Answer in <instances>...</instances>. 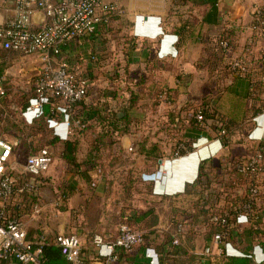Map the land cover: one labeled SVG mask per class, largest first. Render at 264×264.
I'll return each mask as SVG.
<instances>
[{
  "label": "crops",
  "instance_id": "obj_1",
  "mask_svg": "<svg viewBox=\"0 0 264 264\" xmlns=\"http://www.w3.org/2000/svg\"><path fill=\"white\" fill-rule=\"evenodd\" d=\"M114 1L117 2L125 12L122 18H124V21L126 22L121 21V23H119L120 19L111 20L112 23L114 22L115 24H120L121 34L129 36L127 41H129L130 44L129 47L126 48V55L124 56L126 60L125 67H129L131 69L132 65L136 64V66H138L139 64H142L145 71L150 67L157 66L158 64L159 70L162 71V67L165 63L163 61L166 58L165 56H168V58L170 56H174L170 58L172 59L170 62L175 63L176 68L178 69L180 61L185 63L188 58H191V60L194 61L198 60L202 56H205V51L207 49L202 48V44L198 41V36L200 31H203L204 27L206 28L208 25H201L200 20L198 23L193 25L191 21L187 19L189 16H184L183 11H180V8L187 7L188 10L191 11L192 7L180 6L172 9V0ZM251 4H257L264 7V0H219L218 9L221 22L224 21L223 19L232 21L241 20L242 22L250 20L251 15L249 16L245 10L246 6ZM12 14L13 10L10 3H8V5H6V3H0V23H3L11 18ZM164 17L165 19H171L170 22L168 21V24H166L167 22L165 23V26L161 23ZM33 21L36 24L41 22L40 13H36L33 16ZM249 26L252 28V24ZM102 32H99V36L98 33H95L88 37L72 40L76 42V48L73 52L69 51L67 57H71V54L74 58L76 55V57H79L78 55H80V59L82 60L81 63L83 62L82 67L84 66L82 69L83 72L78 71L74 66L73 67L77 74L81 77H86L84 68L86 65L90 66L92 53L97 54L96 59H100V64L101 59H103L106 55L105 52L107 48L103 45L105 34ZM156 38L157 41L153 42L152 40ZM239 38L237 40L238 46L233 48V50H229V55H245L249 66L256 67L258 65V60L262 55H264V37L258 40L254 37L252 45H242L239 42ZM100 41H102V44ZM68 44H66L63 49L66 48ZM119 48H121V46L117 45V60L122 62L125 60L119 59ZM0 51L5 53H15L2 49H0ZM182 51L190 54L188 58L183 56ZM25 56H27L28 59H32V65L26 66L38 72L40 67L39 58L36 55ZM0 61H2L1 58ZM195 65L193 63L187 65L182 64V68H184L183 71L190 72L188 73L190 76L191 73H193L192 78H194L195 75L200 74L197 67H201V65H196L197 67ZM6 69L4 74L10 78L11 73H9ZM256 78L260 81H264V76L259 74ZM11 81H13V79H11ZM194 83V81L188 80V82L184 84L185 89L183 91V82L178 81V85L175 88H178V91L181 93L180 95L184 96V98H186V95L189 93L192 97L198 93L196 96L200 98L201 96L209 93L211 90L207 87L209 85L208 81L206 83H201L199 88L196 90L197 93H195L193 89H191ZM221 84L222 94L216 104L217 110L224 115L226 119L235 121L241 127L246 122H251V124L254 123L255 125L249 127L250 130H247V132L245 130L246 137H248L251 133L252 136L259 137V143L263 141L264 112L252 117V100L250 99L249 80L245 78V76H241L236 72H228L222 79ZM187 90L189 93H187ZM262 96L264 97V94H261V97ZM25 115H30V113H26ZM55 119L60 121L62 120V117L56 116ZM208 123L209 124L204 126V129L202 130H195L191 128L185 129V135L192 137L195 140L192 143L191 150L183 156L176 155V157L175 154L171 155L172 149L175 146L174 144L170 151L171 153L169 157L171 158L162 160L163 154L161 153L160 148L161 157L157 160V163H155L151 159H146L143 155L138 154L137 149L139 142L130 143L128 137L121 136L118 139L119 141L111 146L110 150V153H116L121 148V153L123 154L121 159L117 157L116 159H113V156H110L109 163L112 162L111 166L107 165L106 167L98 170L90 169L86 172L75 174L76 176L74 177H70V183H68V185L73 187V192L66 199L74 196L75 194H80V191L82 190L83 192L89 194L94 193L97 198L101 199L100 212L93 225L87 227L82 226L81 230L76 234V236L80 239L83 252L90 260V264H175V261L180 262L181 259H187L190 255L207 256L212 260L221 255V253H219L222 251L221 249L214 250L213 239H209L210 237L198 239L197 235L200 231L196 234L193 233V239H186L185 231L187 225H184L181 230L182 232L180 233V237L182 239H178V245H174L169 241V239L167 241L166 239H163L164 233L175 232V229H173V231H170L169 229L171 228L170 218L174 212L172 208L188 207V201L192 200V197L187 195L184 191L186 185L192 184L196 179L199 162L207 158L212 159V161H216L219 158L217 159L215 156L220 153L222 149L228 150V155L230 154V148L238 145L232 142L228 146H224L221 140L214 137L213 133H211L209 129L211 123L210 121H208ZM57 125L59 133L62 135L66 134L65 136L67 138L68 133L65 125L63 123H58ZM245 132H243V138H245ZM238 133V130H234L233 135H231L230 138H234V135ZM148 143H150L149 140ZM132 155H137V157L131 160L130 158ZM12 158L13 155L11 157V163ZM129 163L132 166L128 165ZM127 168H130V170ZM157 168L164 176L160 177L157 181L151 182L143 181L140 173H134L131 171V169H139L142 170V172L149 173ZM126 169L128 170L127 172L122 171ZM92 172H94V174H92ZM79 179L83 181V184L90 185L88 190L85 191V189L81 187L82 184L77 182ZM63 188L64 187L61 188L62 194L64 190ZM135 194L143 195L142 198L144 204H133L131 198L135 196ZM111 195H116V198H118L116 202L117 204H115L112 208H108L106 207V201ZM163 197H169L170 199L165 198L161 204L155 207V211L157 213V224L152 228L156 229V232L149 235L150 239H145L140 245L134 247L130 251H120V249L117 248V259L108 263L105 262L103 258L98 257V247L92 242L94 235H101L106 243H111L117 235L119 225L125 223L126 221H128V224L141 234H146L149 229H145L143 226L146 224L147 218L138 220H134V218L136 217L138 211L145 210L148 205H150L149 200L152 199L159 201ZM263 200L264 199H261V202ZM165 201L170 202L165 204ZM72 208H74V206ZM261 212L263 214L262 221H264V208H262ZM66 215L67 213H64L63 217L66 218ZM180 220L182 221V218H180ZM81 224L82 223H80V226ZM58 229L66 230L65 224H60ZM34 230H38V234H46V237L55 234V232L45 225H40L39 227L37 226L32 230L30 229L29 232L31 233ZM260 241L262 242L261 244H258L256 241L254 242L253 258L256 263L264 264V239H260ZM226 247H228L226 250L229 252L236 251L237 254L242 255V253L232 248L230 244ZM147 249H152L154 251L157 263L152 262L150 257L151 253H146ZM101 250L105 251V248L103 247Z\"/></svg>",
  "mask_w": 264,
  "mask_h": 264
},
{
  "label": "trees",
  "instance_id": "obj_2",
  "mask_svg": "<svg viewBox=\"0 0 264 264\" xmlns=\"http://www.w3.org/2000/svg\"><path fill=\"white\" fill-rule=\"evenodd\" d=\"M218 2L219 0H172V9L180 6L204 8V12L200 19L201 25L214 26L217 27L218 30L215 40L211 38L201 42L208 43L209 41H214L215 48L209 47L208 49H214L211 56L221 60V56L225 53L227 54V52L221 48L220 43L226 42L227 45L230 46L228 48L233 50L234 47L238 46L237 39L239 35H237V28L228 27L226 25L227 23L221 22ZM262 10L264 13V7H262ZM109 16L110 21L120 19L122 22H126L122 16L115 14ZM252 24H255L254 15ZM107 26V23H99L95 33H98L99 36V32L106 31ZM75 45L76 42L71 41L66 48H62V52L67 56L69 51L73 52L75 50ZM216 51L219 53L217 54ZM5 54V52L0 51V58L2 59ZM96 58L97 54L92 53L90 66L86 65L84 68L86 77H81L76 74L78 79H87L88 82L86 87H88L90 80L93 79V73L99 65L100 59ZM6 68L7 66L5 63L0 61V76H5L3 83L5 95L1 98V106L3 107H0V121L2 120L5 109L8 108L11 102L14 103L15 106H20L22 110H25L28 106L29 99L36 95L34 86L30 88L29 92H25L26 94H22L24 92L22 90L12 92L14 88L11 79L4 74ZM225 68L229 70V73L237 71L233 70L228 64ZM214 69L215 67L210 64L209 73L213 74ZM258 74L264 76V55L260 57L256 67H250L247 63V71L245 74H239L245 76L250 82L252 117L264 112V97H261V94H264V81H260L256 78ZM130 93L127 104L121 105L122 107L119 110L112 112L108 104L100 106L97 102L86 101L85 97L88 94V89L86 88L84 96L80 100L69 105L67 109V114L69 116L68 124L73 133L68 135L63 141H60L58 136L54 133L52 135V130L48 126V119L55 118L61 114H59L55 107L46 105L43 114L33 119L32 125L30 126V134L25 138L23 145L34 153L42 147L41 145L43 144L40 143L42 139H44V144L60 142L61 158L73 167L72 171H74L75 174H80L90 169L98 170L97 161L100 156L97 157L93 155V152L101 154L103 150L107 149L110 154L111 146L119 141L114 139V136H118L119 139L122 135L132 132L130 126L133 117L129 116V110H132L133 107L136 106L139 96L131 90ZM221 94L222 89L214 87L209 93L201 96L199 102L197 101L195 104H185L184 107L179 108V112L171 117V126H173L174 132L177 133L178 136L175 137V146L172 149L171 155L183 156L191 150L192 143L195 139L185 135L184 131L187 128L202 130L204 126L208 124V121L213 122L209 129L214 137L221 140L224 146L229 145L230 136L233 135L234 130H242V127L238 123L226 119L225 116L217 110L216 104ZM10 95L13 96L12 99H9ZM104 95L107 96L106 94ZM111 98L116 99L117 95L112 94ZM53 102H58V99H54ZM180 111H185L186 116L187 114L191 115L189 117H185V115L181 116ZM197 114L201 116L200 120L196 118ZM177 121L180 122L178 128L174 125ZM218 123H220L221 126H219ZM221 130H223V133H221ZM3 134L0 125V137H2ZM49 135H52L50 139H48ZM89 135H91V137H88ZM29 136L32 137L30 141L27 142L26 139ZM84 138L88 141V151L85 159L80 162L77 160V152L81 146V140ZM181 146H183V148H181ZM137 152L155 163H157V160L161 157L159 144L156 142L148 143L147 137H144V139L139 142ZM116 153L110 156H113V159H116V157L121 159L123 157L121 148ZM249 154H251V157H248V159L242 156L228 154L226 157L219 160L218 165H214L210 158L201 160L198 165L196 179L192 184L186 185L184 191L187 195L192 197V200L188 201V207L172 208L174 212L170 218V222L171 228L175 229V232L164 233L163 239H166V241L169 239V241L172 242L176 237L175 233L180 232L183 228L182 226L187 225L188 229L186 228L185 238L188 240L194 238L193 233L196 234L199 231L198 228H202L203 231L201 233L204 237H214L216 234L225 236L227 239L223 238L221 241L222 244L232 243L237 246V239H235V237L239 239H248V242L252 244H254L255 241L261 244L262 242L260 239H264V221H262L263 214L261 212L262 208H264V200L261 202V199H264V140L259 143L256 149L252 147ZM252 161L253 170H250L248 166ZM111 165L112 162L109 163V166ZM239 165H243L244 169H239ZM82 167L84 169H82ZM18 181L22 183L23 178L18 176ZM239 184L241 186H247V188L243 194L239 195V203L237 204L236 200L231 199L230 196L235 192L232 189L239 186ZM258 188H260V190H257ZM63 189L62 196L66 199L73 192V187L67 184ZM253 189H256L254 192L255 195L259 193V201L255 200V195H252L251 192ZM16 197V203L14 202V204L8 207V214L19 219L22 213H29V211L26 210L28 207H23L22 202H26L27 205H32L34 202H37L38 196L37 194L34 195L32 191H26V193L21 192L17 194ZM165 198L170 199L169 197H163L159 201L151 199L149 200L150 205H148L145 210L137 212L134 220L147 218V222L143 228L149 229L146 234H141L142 242L145 239H150L149 235L156 232V229L152 228L157 224L155 207L161 204ZM243 209L247 221L250 224V232L247 238L241 231H238L239 229L237 227V217L241 214ZM180 218H182V221ZM183 219L187 221L185 222ZM183 223L184 225H182ZM125 224L131 227L128 221H126ZM131 228L134 229L133 227ZM33 233H38V230H34L31 233L26 231V239L28 241L35 242L41 235V233H39L35 236ZM55 235L56 234H52L46 237V241L42 245L41 257L49 264H68L61 254L59 247L53 242ZM121 250L124 251L123 249H120V251ZM221 250V255L214 260L207 256L190 255L189 258L181 259L180 262L175 261V264H260L254 261L253 254L250 252L241 251L242 255H227L224 251V246L221 247ZM0 264H14V262L0 259Z\"/></svg>",
  "mask_w": 264,
  "mask_h": 264
},
{
  "label": "rangeland",
  "instance_id": "obj_3",
  "mask_svg": "<svg viewBox=\"0 0 264 264\" xmlns=\"http://www.w3.org/2000/svg\"><path fill=\"white\" fill-rule=\"evenodd\" d=\"M117 3V2H116ZM8 5V4H6ZM117 5H119L117 3ZM262 8V6H259L257 4H251L249 6H246L245 12L251 15L250 20L246 22H242L241 20H228L223 19L222 23H227L226 25L228 27L237 28V35L240 36L239 42L242 45H252L253 38L260 39L262 38V34L259 32H255V24H252L253 21V12L257 8ZM122 8V7H121ZM241 9V7H240ZM180 11H183L184 16H189L187 19L191 21L193 25L199 22L200 17L202 13L204 12V8L201 7H195L192 8L191 11L187 8H180ZM251 12V14H250ZM125 14V12H124ZM124 16V15H123ZM167 20V21H166ZM121 23V20H119ZM168 21L170 22L171 19H164L161 21V23L165 26V23L168 24ZM108 26L106 27V31H103L102 33L105 34L104 36V43L103 45L106 46V55L103 59H101V64L99 63L98 67L95 69L93 73V79L90 80V83L88 84V94L85 97L86 101H92L97 102L100 104V106H103L104 104H108L109 109H111L112 112H115L119 110L122 106L125 105L128 102V98L130 97V90L133 91V93H136L139 96V99L137 101V104L135 107H133L132 110H129V116L133 117V121L131 122V133L122 135V137H128V140L131 142H140L144 137H147L150 142H156L160 145L161 153L163 154L162 160L164 159H170V151L171 147L175 143V137L177 136V133L174 132L173 126H171V117L174 116L177 112H179L180 107H184L185 104H195L197 101L199 102L200 98H198L196 95L197 88H199V85L201 83H206L209 81V85L207 86L208 89L212 90L214 87L222 88L221 81L225 77V75L229 72L227 67V63L230 60V57L225 53L221 60H218V58H214L211 56V53H213L214 49L210 50L209 47L215 48L214 41L201 42L203 40H208L213 38L215 40V36L217 33V27L214 26H208L204 27L203 31H200V34L198 36V41L202 44L203 49H207L205 51V56H202L198 60L192 61L191 58H188L190 55L187 52L182 51L183 56L185 58H188L185 63H182V61L178 64V69L176 68V64L172 63V57L165 56L166 58L163 60L165 63L162 67V71L159 70L158 64L155 67H150L147 70L144 71L143 65L139 64L138 66L132 65L131 69L126 66V60L124 56L126 55V48L129 47L130 42L127 41L128 35L124 36V34H121V28L120 24L112 23L111 21L107 23ZM252 24V28L249 26ZM169 26V25H167ZM250 27V28H249ZM169 30V28H168ZM125 32V31H124ZM238 40V39H237ZM157 41V38L152 40ZM102 44V41H100ZM212 43V44H211ZM119 45L121 48H119V59H124L125 61L119 62L117 60L118 57V51L116 50V46ZM238 45V43H237ZM227 47H230L227 45ZM235 48V47H234ZM217 52V51H216ZM226 52V51H225ZM219 52H217L218 54ZM252 53V52H251ZM187 55V56H186ZM77 56V55H76ZM75 58L72 56H66L63 52L56 57V61H62L65 60L70 64V67L74 69H77L78 71L83 72V67L79 57ZM237 57V56H233ZM79 58V59H78ZM32 59H28L27 56L22 54H15L11 52H7L5 56L2 57V61L7 66V71L11 73L10 79H13L11 83L13 84V90L12 92H16L17 90L24 91L22 94H26L25 92H29L30 88L34 86L37 71L32 70L28 68L26 65H32ZM194 64L201 65V67H197V70H199L198 75H195L194 78H192L193 73H191V76L188 74L190 72H184L182 68L183 65L187 64ZM212 64L215 69L214 73H209V65ZM74 66V67H73ZM137 67V68H136ZM181 67V68H180ZM196 70V71H197ZM23 71V72H22ZM75 71V70H74ZM118 71V72H117ZM76 72V71H75ZM77 73V72H76ZM195 73V72H194ZM181 75V76H180ZM197 79V80H196ZM188 80H192L195 83L193 84L192 88L195 93H197L194 97L189 93L186 95V98L184 96H181L180 92L178 91L177 87L178 81L183 82L182 90L184 91V84L188 82ZM210 90V91H211ZM13 94V93H12ZM106 94L107 96H105ZM117 95V99L112 100L111 95ZM13 96L10 95L9 99H12ZM1 98H0V107L1 106ZM57 105L62 106L63 102L59 101L54 103L53 106L56 107ZM5 109V108H4ZM57 109V108H56ZM59 111V110H58ZM24 110L20 108V106H15L14 103H10L8 108L5 109L4 115L2 117V120L0 121V125L3 131L2 137L8 139V140H18L19 144L15 149V152L13 154L12 158V167H14L13 172L17 174L20 178L22 177L23 180L27 179V176L23 174V166L25 163L26 156L30 153H32L28 148L24 147L23 142L25 141V138L27 135L30 134V126L32 125L33 119L30 120V115H24ZM60 112V111H59ZM61 114V113H59ZM180 115L184 116L185 111H180ZM191 114L185 115V117H189ZM63 120V115H60ZM174 118V117H173ZM183 118V117H182ZM61 121V120H60ZM57 120V122H60ZM213 123V122H210ZM49 124V123H48ZM209 124V123H208ZM176 128L180 126V122H176L174 124ZM255 125L254 123L251 124V122H246L242 126V130L239 131L238 134L234 135V138H230L229 144L236 143L238 145L232 146L230 148V155L235 156H242L248 159V157H251V154H249V151L252 147L256 149V147L259 145V137L252 136L250 133L248 137H246L247 130H250L249 127ZM55 128H51L52 135L53 133L58 136L60 140H63L66 138V136L59 133L57 127L58 125L54 126ZM67 133L70 135L72 132V129L66 126ZM246 130V132H245ZM245 132V138H243ZM52 135H49L48 139ZM67 135V136H68ZM115 135V134H114ZM32 136H29L26 141L29 142ZM88 137H91L89 135ZM114 139L118 140V136H114ZM44 139L41 140V146L48 145L52 152V163L49 166V169L46 170L40 177L37 179L36 188L34 191V195L37 194L38 200L37 202H34L32 205H27L26 202L23 203V207H28L26 210L29 211V213H23V215H20L19 220L23 224L26 231L29 232V230L39 227L40 225L48 226L55 234L57 233H63V234H73L76 235L78 231L81 230V227H87L90 225H93L94 221L97 219L99 212H100V206H101V199L97 198L94 193L89 194L86 192L80 191V194H75L74 196L64 199L62 196L61 188L66 186L68 183H70L69 179L70 177H74L75 172L72 171L73 167L69 164H67L64 160L61 158V148H60V142L55 143H48L44 144ZM87 139L84 138L81 140V146L77 152V160L83 161L86 157L88 147H87ZM228 150L222 149L220 153H218L215 157H217L218 160L213 161L214 165L219 164V160L221 158H224L227 156ZM115 153H110L107 149L103 150V152L96 153L93 152V155H96L99 157L97 161V167L98 169H101L103 167H106L109 165V159L110 155ZM176 156V155H175ZM179 156V155H177ZM176 156V157H177ZM137 157V155H132L131 160L133 158ZM128 165H131L130 163ZM132 166V165H131ZM121 168V167H120ZM82 169H84L82 167ZM130 170V168H127ZM122 170V171H128V170ZM239 169L243 170V165H239ZM94 170V169H93ZM134 173H140V176L142 173L144 174H150V173H157L160 172V170L157 168L156 170L152 172H142V170L139 169H131ZM73 174V175H71ZM94 174V172H92ZM161 174V173H160ZM161 177L164 175H160ZM72 182V181H71ZM79 184L81 183L85 191L88 190L90 185L83 184V181L79 179L77 181ZM151 182V181H147ZM21 184L18 181V185ZM78 186V185H77ZM80 186V185H79ZM87 187V188H85ZM252 187V186H251ZM247 186H239L234 187L232 190L235 192L230 196L231 199H235L236 203H239V195L243 194ZM257 190H260L258 188ZM22 192L26 193V190H23ZM29 192V191H27ZM31 192V191H30ZM258 192V191H257ZM21 193V192H20ZM246 193V192H245ZM252 195H255L254 192H251ZM19 194V193H18ZM143 195L135 194L131 198V201L133 204H144L143 203ZM256 201H259V193L254 196ZM13 199V200H12ZM11 199L9 206L16 203L17 197L16 195H13V198ZM116 195H111L107 198L106 201V207L112 208L115 204H117ZM253 199V197H252ZM19 201V200H18ZM231 202V200H230ZM168 201H165V204H167ZM186 203V201H185ZM108 204V206H107ZM176 204V202H175ZM74 206V208H72ZM64 207V208H63ZM105 207V209H106ZM63 208V209H62ZM244 209L242 210L241 214L237 217V227L238 231H241L246 238L249 236L250 232V224L243 217ZM64 213H67L66 218L63 217ZM186 220V219H183ZM86 222V223H84ZM186 222V221H185ZM64 223L66 226V230H60L58 227L60 224ZM80 223L81 226H80ZM184 225V223L182 224ZM33 227V228H32ZM183 227V226H182ZM28 229V230H27ZM170 231H173V228H169ZM199 229V234L197 235L198 239H203L204 236L201 233L203 231L202 228ZM135 230V229H133ZM137 231V230H136ZM57 232V233H56ZM180 232H176L175 238L182 239L180 237ZM38 234V233H33ZM209 239H214L213 236ZM224 239H227L224 236ZM236 245H233L232 243H228L231 245L232 248L237 250L241 253L243 252H250L254 256V244L249 243L248 239H239L238 237H235ZM224 246V251L226 252V246L222 243H216L214 242V250L221 249V247ZM228 251V250H227ZM217 253V252H216ZM219 253H222L219 252ZM230 254H237V252H229ZM217 255V254H216Z\"/></svg>",
  "mask_w": 264,
  "mask_h": 264
},
{
  "label": "built area",
  "instance_id": "obj_4",
  "mask_svg": "<svg viewBox=\"0 0 264 264\" xmlns=\"http://www.w3.org/2000/svg\"><path fill=\"white\" fill-rule=\"evenodd\" d=\"M0 3H10L13 10L11 18L0 23V49L22 55H36L40 60L34 84L36 95L29 99L23 116L30 113L29 119L32 120L42 115L45 106H53V100L57 98L63 105H57L55 109L64 117L60 122L50 118L48 125L53 128L58 123L68 126L67 109L84 96L88 81L86 78L78 79L69 63L65 60L56 61V57L70 41L91 36L99 23H109V15L123 16V9L114 0H0ZM36 13L41 14V22L38 24L33 21ZM253 15L255 32L264 37L262 8H257ZM220 46L230 57L227 64L237 70V73L245 74L248 63L246 56H230L226 42H221ZM4 80L5 76H0V98L5 95ZM196 118L200 120L201 116L197 114ZM218 125L221 126L220 123ZM18 144V140L10 141L0 137V259L13 261L14 264H49L41 257L46 234H41L35 242L28 241L26 229L18 218L8 214V207L13 195L23 190H35L37 179L49 169L53 155L48 145L28 154L23 166V174L27 179L18 185V175L13 172L14 167L11 165V157ZM248 167L253 170V161ZM160 175V172L142 173L141 179L157 181ZM255 191L253 189L252 192ZM243 217L246 220L245 214ZM213 238L214 242L221 243L224 236L216 234ZM53 242L59 247L68 264H90L78 236L61 233L55 235ZM92 242L98 247V257L108 263L117 259V248L130 251L142 243V237L139 231L122 223L113 242L106 243L98 234L93 236ZM172 243L178 245L179 241L174 238ZM103 247L105 251L101 250ZM148 252L151 253L152 262L157 263L154 251L147 249L146 253ZM225 253L240 255L230 254L227 250Z\"/></svg>",
  "mask_w": 264,
  "mask_h": 264
},
{
  "label": "water",
  "instance_id": "obj_5",
  "mask_svg": "<svg viewBox=\"0 0 264 264\" xmlns=\"http://www.w3.org/2000/svg\"><path fill=\"white\" fill-rule=\"evenodd\" d=\"M41 15V14H40Z\"/></svg>",
  "mask_w": 264,
  "mask_h": 264
}]
</instances>
